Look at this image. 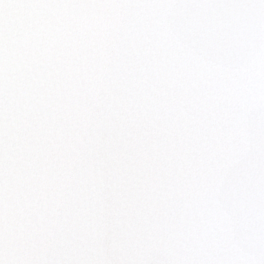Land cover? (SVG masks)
I'll list each match as a JSON object with an SVG mask.
<instances>
[{
	"label": "snow or ice",
	"instance_id": "snow-or-ice-1",
	"mask_svg": "<svg viewBox=\"0 0 264 264\" xmlns=\"http://www.w3.org/2000/svg\"><path fill=\"white\" fill-rule=\"evenodd\" d=\"M0 264H264V0H0Z\"/></svg>",
	"mask_w": 264,
	"mask_h": 264
}]
</instances>
